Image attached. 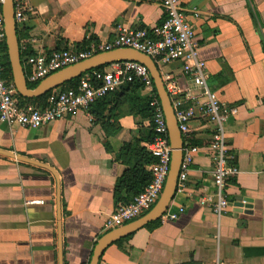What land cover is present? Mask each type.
Instances as JSON below:
<instances>
[{
  "label": "crops",
  "instance_id": "obj_1",
  "mask_svg": "<svg viewBox=\"0 0 264 264\" xmlns=\"http://www.w3.org/2000/svg\"><path fill=\"white\" fill-rule=\"evenodd\" d=\"M22 1L30 8L17 24L24 70L30 54L72 45L91 49L112 41L120 27L152 31L165 20L159 0ZM180 2L195 26L210 91L237 110L223 123L227 162L238 168L221 190L231 205L222 214L213 210L220 190L215 161L205 149L215 124L194 103L185 144L201 149L168 208L177 212L182 206L184 212L175 220L162 216L158 226L149 223L111 244L99 264H264V0ZM183 63L157 66L161 76L173 75L198 95ZM135 97L150 104L141 85L125 104L107 103L110 132L92 120L89 110L40 128L0 121V264L90 263L98 239L110 231L106 220L124 204L117 202L116 184L132 165L118 159L120 151L141 139L151 153V141L145 139L152 120L140 113ZM34 99L19 101L45 105ZM118 196L124 200L133 192Z\"/></svg>",
  "mask_w": 264,
  "mask_h": 264
},
{
  "label": "built area",
  "instance_id": "obj_2",
  "mask_svg": "<svg viewBox=\"0 0 264 264\" xmlns=\"http://www.w3.org/2000/svg\"><path fill=\"white\" fill-rule=\"evenodd\" d=\"M14 1L15 19L17 24H21L25 19L26 11L30 8L22 0ZM3 2L4 0H0V121L10 126L40 128L66 118L78 110H89L98 100L118 92L128 84H140L150 98V106L154 110L151 120L155 135L148 143V148L155 158L150 165L152 177L144 190L130 203L120 204L116 208L104 224L105 231L123 226L149 212L164 191L172 160V146L165 113L149 69L144 64L131 60L112 63L103 69H94L83 74L76 89L53 91L44 106L22 104L17 96L14 82L4 77L6 68L2 45L6 40V34ZM159 2L165 12V20L152 31L120 27L112 41L92 46L91 49L72 45L66 49H55L50 52L42 50L30 54L24 58L26 78L30 84H39L59 70L99 52L115 48H133L151 56L156 64L167 65L182 60L184 73L190 76L192 84L200 90L198 95H193L183 88L173 75L162 74L184 142L178 189L185 186L190 165L201 149L192 144H185V139L190 137L189 124L196 114L194 103H198L202 117L209 123L215 124L213 141L205 150L215 161L214 181L220 190L218 200L213 203V210L222 214L231 203L221 190L228 179L238 173V168L227 162L228 148L223 123L237 110L220 102L210 91L206 63L199 58L195 26L187 20L180 0H159ZM183 212L184 208L181 206L177 212L167 210L162 218L175 220Z\"/></svg>",
  "mask_w": 264,
  "mask_h": 264
},
{
  "label": "water",
  "instance_id": "obj_3",
  "mask_svg": "<svg viewBox=\"0 0 264 264\" xmlns=\"http://www.w3.org/2000/svg\"><path fill=\"white\" fill-rule=\"evenodd\" d=\"M2 10L4 15L7 54L11 66L13 82L19 95L24 98H39L81 77L91 70L128 60L144 64L149 69L154 80L165 113L172 146V160L168 179L160 199L149 212L123 226L111 229L98 239L94 246L89 264H99L104 251L111 244L129 236L140 228L147 226L149 223L160 219L168 210L169 205L177 193L179 175L183 163L184 142L170 96L154 59L133 48H115L109 51L99 52L85 60L51 74L42 80L35 88H31L27 81L21 58L18 27L15 19V1L4 0ZM20 159L24 160V158L21 157ZM52 171L54 172V170ZM245 201H248V198H246Z\"/></svg>",
  "mask_w": 264,
  "mask_h": 264
},
{
  "label": "trees",
  "instance_id": "obj_4",
  "mask_svg": "<svg viewBox=\"0 0 264 264\" xmlns=\"http://www.w3.org/2000/svg\"><path fill=\"white\" fill-rule=\"evenodd\" d=\"M6 44L4 45V51L6 52L5 56V68H6V73H5V78L8 80H13L12 75H11V69L9 66L8 62V57H7V51H6ZM4 56V57H5ZM106 67V66H104ZM104 67H100L97 69H103ZM80 77L68 82L62 86L59 87L58 91H65L69 89H76L78 87ZM38 84H34L33 86H36ZM140 88V84L138 83H131L128 84L124 87H122L118 92L111 93L105 98L98 100L93 106L89 108V113L92 117V120L95 123L101 124L108 132L111 131V123L110 120L104 115V111L106 109L107 103L111 100L114 99L115 102H117V105H123L127 102L129 96L138 90ZM50 95V93L46 94L43 97L34 99L35 102L43 103L45 104V100ZM158 96V95H157ZM19 100L22 99V102H31V99H25L21 96H18ZM159 98V96H158ZM135 100H138L140 103V113L144 117H150L152 119V114H153V108L150 106L148 101H145L144 99L140 97H135ZM33 100V101H34ZM160 100V98H159ZM142 103H141V102ZM42 104V105H43ZM155 132H154V125L153 123L151 124V129L149 131V134L147 138L145 139L146 141H152L154 138ZM140 141L141 139H138L135 143L128 142L124 145L122 150L120 151L118 155V159L128 165H132L130 169H128L125 174L118 180L116 184V199L117 202H120V200L123 201L124 204L130 203L136 195H138L140 192L143 191V189L149 184L151 181V173L146 170V167L153 163L155 161L154 156L149 153L145 147L141 146ZM127 190L133 192V196L131 198H125L124 200L120 198L119 193ZM131 199V200H130ZM160 224V219L156 220L152 223L149 224V227H156Z\"/></svg>",
  "mask_w": 264,
  "mask_h": 264
}]
</instances>
